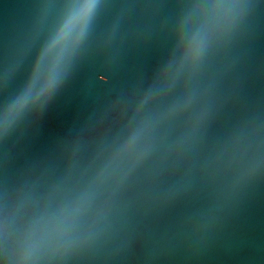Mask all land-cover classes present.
<instances>
[{
    "label": "water",
    "instance_id": "water-1",
    "mask_svg": "<svg viewBox=\"0 0 264 264\" xmlns=\"http://www.w3.org/2000/svg\"><path fill=\"white\" fill-rule=\"evenodd\" d=\"M0 264H264V0H0Z\"/></svg>",
    "mask_w": 264,
    "mask_h": 264
}]
</instances>
